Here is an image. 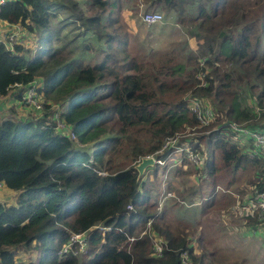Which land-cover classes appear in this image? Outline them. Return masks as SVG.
I'll list each match as a JSON object with an SVG mask.
<instances>
[{"label":"trees","instance_id":"16d2710c","mask_svg":"<svg viewBox=\"0 0 264 264\" xmlns=\"http://www.w3.org/2000/svg\"><path fill=\"white\" fill-rule=\"evenodd\" d=\"M47 1L0 5L1 21L31 34L25 46L12 50L0 43V95L18 86L12 96L31 115L0 117V182L18 191L14 203L0 201V264H185L184 249L189 264H208L193 255L182 230L167 235L147 210L160 192H168L165 186L159 190L157 180L166 167L167 174L189 171L174 165L185 166L187 153L203 159L204 176L214 182L221 172L227 183L236 171L248 173L250 185L240 189L239 200L264 190V155L249 156L250 140L241 144L230 127L264 131V0H135L137 8L141 3L146 11L159 9L164 19L187 25L195 48L134 56L125 65L127 39L117 60L108 30L122 0H87V7L97 9L90 16L73 0ZM85 31L103 42L101 60L71 57L78 46L88 49L77 42ZM31 85L41 102H22ZM186 91L189 98L182 99ZM197 98L211 102L213 123L201 135L184 137V128L198 124L189 110ZM55 116L69 136L53 129ZM148 155L164 163L147 166L137 178L133 166ZM172 197L162 201L160 217L165 210L177 217L179 207L185 211ZM228 200L224 210L234 203ZM240 210L245 226L261 228L264 221L255 213ZM178 218L187 220L183 213ZM146 222L148 229L128 240ZM152 230L163 238L159 255L151 254ZM68 231L83 232V251L60 252ZM8 244L32 247L37 256L15 263Z\"/></svg>","mask_w":264,"mask_h":264},{"label":"rangeland","instance_id":"374dc122","mask_svg":"<svg viewBox=\"0 0 264 264\" xmlns=\"http://www.w3.org/2000/svg\"><path fill=\"white\" fill-rule=\"evenodd\" d=\"M73 1L76 2L77 8L81 9L84 16H90L97 12L96 8L87 7V0ZM47 2L49 4H57L59 0ZM136 8L135 0H122L121 5L116 8V10H119V16L116 12L113 14L115 23L108 29L109 31L113 30L111 48L117 60L122 56L120 52L121 49L124 48L121 44V40L127 39L129 51H125V53L129 55V58L120 64L125 65L126 62L134 56H145V59H147L148 57L146 55L155 51L162 54L169 49L182 48L185 53L188 49L193 50L195 48L193 39L187 36V25L176 24L171 18L164 19L162 11L158 9L157 12L161 14L163 19L161 23L155 24L153 30H151V25L146 26L141 24L138 18L139 14L145 10V6L140 3L138 8ZM64 13H67V11H64ZM60 17L61 16H59L57 20L60 19ZM3 31L6 30L0 25V33ZM66 32L67 29L65 28L61 34ZM92 33L93 32L85 31L82 36L77 38V42L87 45L88 49L80 50L78 46L72 50L70 54L71 57H80L84 60H93V62L101 60L102 51L100 53L99 51L101 48H104V44L101 40H97L93 35L94 33ZM20 34L23 35L25 43L31 40V34ZM53 44L56 45L57 42H53ZM40 47H43V44ZM116 53L118 54L116 55ZM115 65L116 64H114V66ZM186 97L189 98V91L183 93L182 99ZM201 100L203 101V106L206 105L212 109V112L215 111H213L209 99L201 98ZM38 101L41 102L42 98H38ZM50 105L53 108L55 104L51 103ZM7 111L9 112V110L5 111L0 107V117L7 119L22 117L21 114H17L16 112L7 113ZM27 111L25 114L27 113V115L31 117L30 113ZM255 111L259 112L257 108ZM210 123L211 121L208 125ZM203 127L207 128L198 124L189 126L184 128L180 134L184 137L191 136V133L201 135L204 133V129H201ZM200 129L201 131L199 132ZM65 131L68 132L67 129ZM65 131L59 133H64ZM163 144H166V140L163 141ZM246 150L250 152L251 148L247 147ZM202 152L204 153V151ZM146 157H151V155ZM169 161L173 162L172 159ZM186 161L187 164L185 166H181L178 163L174 165L180 166L181 169L186 167L189 171L186 170L185 173L182 172L178 174H167L168 167H166L157 178V180L160 178L159 190L165 186L168 192H160V194L157 195L158 198L156 197V204L147 210L148 213L153 215L152 220L158 225L166 227L165 233L167 235H175L179 230H182L185 233V237L190 240L193 246V255L202 259L204 262H208V264H218L219 262L264 264V228L253 230L247 227L248 225L245 226L241 219L242 211L236 207L235 198L231 195L235 194V192L239 194L241 188H244V190L248 189V185H250L247 180L248 173L244 174V172L236 171L233 181L227 183L229 177L221 172L214 182V180L212 181L204 176V169H202L203 159H201V157H198L196 162L190 160ZM163 163V161L154 160L153 165L158 164L160 166ZM196 167H199V169L196 170ZM148 177L151 178L152 176L149 174ZM168 179L169 182L167 184ZM1 188L8 189L4 185H1ZM193 190L195 192H193ZM13 191L16 192L15 195L18 192L17 190ZM191 192L193 193L190 194ZM169 196H173L171 199L174 203L173 205H182L183 209H185V211H181V207H179L177 215L179 217L183 213L187 219L186 221H182L177 216H174L171 209L163 211L161 217L158 215L161 211L159 208L163 205L162 201ZM230 198L234 199V203L231 208L230 204L227 209L224 210V203L228 202ZM204 199L211 200V205L206 209H204L203 205ZM10 201L15 202V198ZM174 208L176 207H172V209ZM199 208H201V211H199ZM147 226L148 224L146 222L140 230L136 229L134 236L142 235V233L148 229ZM152 231H150L152 245L153 241L156 239H160L162 243L163 238ZM186 231L189 232L188 235H186ZM6 248L14 250V254L18 256L20 260L29 259L30 261H34L37 256L36 250L32 247L23 248L20 246L16 248L14 244H8Z\"/></svg>","mask_w":264,"mask_h":264},{"label":"built area","instance_id":"2783aa9c","mask_svg":"<svg viewBox=\"0 0 264 264\" xmlns=\"http://www.w3.org/2000/svg\"><path fill=\"white\" fill-rule=\"evenodd\" d=\"M7 0H0V5ZM139 21L144 25H152L162 21V16L159 12L156 11H143L138 16ZM6 24H8L6 22ZM0 43H2L7 49L12 50L14 45H24L25 41L23 36H20L17 29L2 32L0 34ZM203 83V81H201ZM40 96L36 95L35 87L33 85L27 86L22 95L21 100L23 103H36V99ZM189 110L195 114V117L198 121V124L201 126H205L212 118L213 112L212 109L208 106H203V101L201 98L191 99ZM55 126L54 129L60 132L65 131V124L58 120L55 116ZM231 130L233 132L232 137H238L241 139L240 143H245L246 140H250L249 148L251 151L248 152L249 156L253 154H263L264 155V131L262 130H251L248 128H244L242 126L231 124ZM188 159L192 162H196L198 160V155L187 153ZM202 159V158H201ZM235 198V204L239 209H243L245 212L255 213L260 220L264 221V190L258 192L255 196H251L249 192L245 193L241 200H239V194L235 192V194H231ZM127 207H130L128 204ZM261 228H264V222L260 223ZM253 229V228H252ZM254 230V229H253ZM69 240L63 244L62 250L70 251L73 254H76L78 251H83L86 243V238L83 232H69ZM75 243V244H74ZM161 252V244L160 239H156L153 241L152 245V254L159 255ZM182 261L187 264L184 253L182 254ZM15 263H18L16 260Z\"/></svg>","mask_w":264,"mask_h":264},{"label":"crops","instance_id":"0c3cea01","mask_svg":"<svg viewBox=\"0 0 264 264\" xmlns=\"http://www.w3.org/2000/svg\"><path fill=\"white\" fill-rule=\"evenodd\" d=\"M0 25L6 30L5 32H9V31L17 29L19 34L22 33L21 30L16 25L6 24L5 21H1V20H0ZM20 36H23V35L20 34ZM16 87H18V86H16ZM16 87L14 88V90L13 89L9 90L6 95H0V107L2 109H4L5 111L9 110V112H12V113L16 112L17 114H21L22 117H20V118H25L26 117L25 112L28 109L25 107H21L19 102H17L16 98H14V96H12L13 91L17 90ZM2 98H4V99H2ZM9 112L7 111V113H9ZM0 116H1V114H0ZM15 193L16 192L13 190L1 188V185H0V201L1 202H5L8 204L14 203V201L12 202L10 200L15 198Z\"/></svg>","mask_w":264,"mask_h":264},{"label":"water","instance_id":"95a60500","mask_svg":"<svg viewBox=\"0 0 264 264\" xmlns=\"http://www.w3.org/2000/svg\"><path fill=\"white\" fill-rule=\"evenodd\" d=\"M153 163H154V159L152 157L140 158V160L133 166L137 172L136 177L137 178L140 177L144 168H146L147 166L153 165Z\"/></svg>","mask_w":264,"mask_h":264},{"label":"clouds","instance_id":"9594fccd","mask_svg":"<svg viewBox=\"0 0 264 264\" xmlns=\"http://www.w3.org/2000/svg\"><path fill=\"white\" fill-rule=\"evenodd\" d=\"M157 12V11H156ZM142 24V23H141ZM144 25V24H143ZM153 25V24H152ZM147 26V25H146ZM150 26V25H149ZM54 129V128H53ZM68 130V132L67 131H65L64 133H60V134H64V135H68L69 136V134H70V131H69V129L68 128H65V130ZM55 130V129H54ZM56 132H60V131H57V130H55ZM153 158V157H152ZM154 159V158H153ZM155 160V159H154ZM0 185H2V183L0 182ZM130 207H131V205H130ZM130 207H127V208H130ZM148 223V222H147ZM95 226H99V225H95ZM69 232H71V231H68V236H69ZM75 232H77V231H75ZM78 232H82V231H78ZM138 236H140V235H136V236H134V235H129L127 238H128V240H132L133 238H135V237H138ZM160 244H161V242H160ZM62 247H63V245H62ZM62 247H61V249H60V252H67V251H64V250H62ZM80 251H78L77 253H79ZM72 253V252H71ZM76 253V254H77ZM184 253V255H185V259H186V261H187V264H189L190 263V260H189V258H187V251H186V249H184V250H182V253H181V257H182V254ZM73 254V253H72ZM17 258H18V256H16ZM16 258V260L19 262V258L17 259Z\"/></svg>","mask_w":264,"mask_h":264}]
</instances>
